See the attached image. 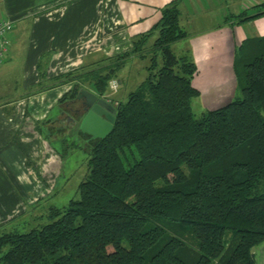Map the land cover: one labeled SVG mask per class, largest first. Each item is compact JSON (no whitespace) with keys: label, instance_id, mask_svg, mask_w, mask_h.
<instances>
[{"label":"trees","instance_id":"1","mask_svg":"<svg viewBox=\"0 0 264 264\" xmlns=\"http://www.w3.org/2000/svg\"><path fill=\"white\" fill-rule=\"evenodd\" d=\"M179 2L161 9L131 51L60 76L74 82L61 101L86 86L106 96L132 56L147 61V76L126 100L111 98L115 122L87 146L78 197L10 230L0 227V264H257L254 248L264 242V36L236 49L234 98L196 117V64L172 48L187 35ZM257 6L255 14L232 17L240 24L264 15V2ZM30 221L29 230H16Z\"/></svg>","mask_w":264,"mask_h":264},{"label":"crops","instance_id":"2","mask_svg":"<svg viewBox=\"0 0 264 264\" xmlns=\"http://www.w3.org/2000/svg\"><path fill=\"white\" fill-rule=\"evenodd\" d=\"M171 1L0 0V20L9 18L13 24L8 33V38L12 35L10 47L0 66L7 73L8 89L14 92L0 101V200L20 199L27 189L18 186L34 183V179L36 184L41 180L47 184L56 176V181L62 156L48 139L65 138L71 131L79 139L83 134L73 114L78 106L75 97L61 101L74 82L60 76L131 51L137 35L149 31ZM212 1L180 0V24L187 35L172 45L178 54L188 52L196 64L193 85L200 92L197 99L203 109L224 106L234 98L236 49L246 38L264 36V15L238 24L232 13L208 28L189 27L193 23L189 10L208 7ZM246 2V9L255 7L257 13L261 9L257 5L264 0ZM123 69L118 71V89L103 97L117 96ZM89 87L85 88L97 93ZM54 109L57 112L51 116ZM66 118L74 121L70 129L63 123ZM55 159L60 162L59 172ZM12 185L17 186L15 192ZM254 256L257 264H264V242L255 246Z\"/></svg>","mask_w":264,"mask_h":264},{"label":"rangeland","instance_id":"3","mask_svg":"<svg viewBox=\"0 0 264 264\" xmlns=\"http://www.w3.org/2000/svg\"><path fill=\"white\" fill-rule=\"evenodd\" d=\"M245 1L247 0H213L210 3L208 2V7L206 5H204V8L197 6L195 9H192V11L189 10L191 14L189 17L193 19V23L191 22L192 24H189V27L193 28L196 26L208 28L215 23H220L225 16L232 13H236V15H239L242 11L247 14L255 13V11H257L255 7L246 9L248 2L245 4L243 3ZM181 19L185 20L186 18L183 15ZM253 30L254 29H251V31H249L251 35L253 34ZM24 34L27 36V31H25ZM11 36H9L10 40H12ZM146 66L147 61L139 58L135 60L129 59L127 61L120 76L122 82L117 94L119 99L125 101L128 94L135 90V88H137L138 85L145 79L147 76ZM2 68L3 66H0V101H4L10 97V93H14L11 89H8L9 81H6L5 79L7 73H5V70ZM192 107L196 117H200V115L205 111L197 98L193 100ZM56 112L57 110L54 109L50 115L54 116ZM48 141L50 142L52 148L57 150V152L62 156V169L59 177L56 178V181L54 178L56 176L49 178L47 184L45 181L43 184L42 180L39 184H36V180L34 179V183L21 187L18 186V188L22 189V191L25 188L27 189H25L26 191L23 192V195H19L21 196L20 199L0 200V227L5 226V229L10 230V225L22 223L25 220H34L36 216L43 217L49 213L50 207H62L64 204L66 205L69 200L78 197L77 188L87 172L89 149L86 146V143L79 139L75 132H73V134H69L65 138H49ZM54 163V165L57 166L56 172H59L60 162L56 160ZM39 169L40 171L43 170L41 168ZM12 188H14L15 192L17 186L12 185ZM1 189L2 188H0V190ZM4 207L5 210L3 209ZM33 224H35V221L17 225L16 230L21 232L27 231ZM185 238L189 241L195 240L191 233L189 234V231H186Z\"/></svg>","mask_w":264,"mask_h":264},{"label":"water","instance_id":"4","mask_svg":"<svg viewBox=\"0 0 264 264\" xmlns=\"http://www.w3.org/2000/svg\"><path fill=\"white\" fill-rule=\"evenodd\" d=\"M73 102L80 112L76 124L81 132L89 135L88 141L102 139L112 130L117 113L114 101L82 87Z\"/></svg>","mask_w":264,"mask_h":264},{"label":"built area","instance_id":"5","mask_svg":"<svg viewBox=\"0 0 264 264\" xmlns=\"http://www.w3.org/2000/svg\"><path fill=\"white\" fill-rule=\"evenodd\" d=\"M13 24L9 18H4L0 20V64L6 59L10 41L8 38V33L12 29ZM110 88L113 91L118 89V81L116 79H112L110 81Z\"/></svg>","mask_w":264,"mask_h":264},{"label":"flooded vegetation","instance_id":"6","mask_svg":"<svg viewBox=\"0 0 264 264\" xmlns=\"http://www.w3.org/2000/svg\"><path fill=\"white\" fill-rule=\"evenodd\" d=\"M78 113H80L79 112V110H73V114L75 115V116H79V114ZM65 119V118H64ZM67 119V118H66ZM63 123L66 125L65 127H67L68 129H70V127L73 125L74 126V121L72 120V121H68V119L67 120H64L63 121ZM72 132H74V131H71V133ZM76 134V133H75ZM80 139H82L85 143H86V146H88L89 144H91L94 140H90V141H88V139H89V135L87 134V133H83L82 134V136L80 137Z\"/></svg>","mask_w":264,"mask_h":264}]
</instances>
